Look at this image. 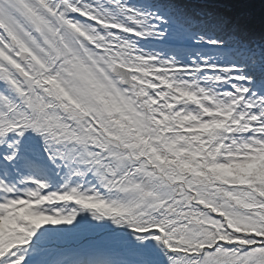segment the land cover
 I'll return each mask as SVG.
<instances>
[{
    "label": "snow or ice",
    "instance_id": "6c2138e0",
    "mask_svg": "<svg viewBox=\"0 0 264 264\" xmlns=\"http://www.w3.org/2000/svg\"><path fill=\"white\" fill-rule=\"evenodd\" d=\"M222 0H0V264H264V35Z\"/></svg>",
    "mask_w": 264,
    "mask_h": 264
}]
</instances>
